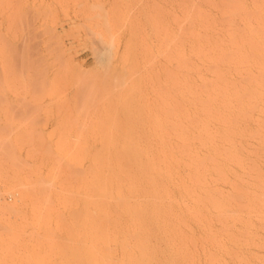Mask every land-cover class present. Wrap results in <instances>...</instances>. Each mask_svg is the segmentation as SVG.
Returning <instances> with one entry per match:
<instances>
[{
  "label": "rangeland",
  "instance_id": "rangeland-1",
  "mask_svg": "<svg viewBox=\"0 0 264 264\" xmlns=\"http://www.w3.org/2000/svg\"><path fill=\"white\" fill-rule=\"evenodd\" d=\"M203 38L212 40L205 44ZM215 39L228 54L238 46L246 52L234 54L236 61L247 58L234 64L239 70L231 55L222 58V48L216 51ZM209 44L215 47L211 52ZM191 46L214 59L221 53L222 62L205 60L207 53ZM183 54L198 63L201 78L215 84L216 72H206V66L212 70L219 61L216 70L227 71L217 77L233 81L217 84L247 91V103L235 101L231 110L237 118L241 112L246 131L241 140L264 169V0H0V207L15 206L0 208V264H110L111 251L93 254L74 241L71 208H62L58 186H70L71 171L86 167V155H78L80 162L73 151L115 149L125 134L165 139L174 132L182 118L179 92L195 99L192 89L202 81L190 60L192 70L183 69ZM182 74L187 81L193 76L195 84L188 85L193 96L186 91L194 81L183 82ZM33 182L38 184L33 194L49 201L35 213L25 194ZM60 215L64 227L56 224ZM249 219L255 232L242 250L253 264H264V227L254 215ZM211 225L219 226L216 220ZM198 259L204 264L201 253Z\"/></svg>",
  "mask_w": 264,
  "mask_h": 264
},
{
  "label": "bare ground",
  "instance_id": "bare-ground-1",
  "mask_svg": "<svg viewBox=\"0 0 264 264\" xmlns=\"http://www.w3.org/2000/svg\"><path fill=\"white\" fill-rule=\"evenodd\" d=\"M207 38H203L204 41L211 39ZM197 41L198 45L204 43L199 44ZM207 41L205 44L210 42ZM189 42L187 44L191 43ZM214 42L217 43L216 39ZM198 45L194 46L197 48ZM211 45L209 44L208 51L212 48ZM214 45L212 46L216 51L224 47H219L218 43ZM238 47L236 52L240 48ZM192 48H189L188 52L198 50ZM198 48L203 50L201 46ZM224 48L221 51H224ZM201 51L199 53L202 56L206 55L205 60L211 59L212 56L214 59V54L204 51L207 55ZM227 51H224L225 54L222 52L223 55L220 53L222 58L231 55L235 60L230 61L233 65H238V62L245 63L247 58L242 56L246 52L241 53L239 50L242 59L239 57L240 60L236 61V52L228 54L230 51ZM220 54H217V58L215 53V59L222 62ZM236 56L238 58V55ZM188 57L183 56V60H186L183 69L192 64ZM200 58L199 62L203 61ZM224 61L227 62L223 59ZM217 63L214 62L215 70L212 66L214 64L210 63L211 70L207 63L206 67L210 71L208 69L206 72L212 71V75L216 72L213 80L217 78L220 81H229L230 78H220L227 67L219 73L216 70V67L220 69ZM225 64L229 66L230 63ZM196 65L199 67L196 63L193 68L199 71V68L194 67ZM202 67L205 66L202 64ZM235 67L232 66L233 69ZM244 67L241 69L246 71ZM189 69L192 70V66L185 70ZM237 69L236 67L234 70ZM198 71L193 73L196 72L199 76ZM183 75L182 79L190 74L184 75L185 77ZM204 77L201 78L200 73L199 79L202 81L198 90L195 87H198L199 82L196 85L194 78V82L187 83L188 95L195 96L196 93V96H200L199 99L198 96L197 100L193 97L187 99V95L184 97L182 91L179 92L182 118L179 117L178 126L177 123L174 124V132L168 134L165 139L155 133L150 136L125 134L119 140L121 146H116L118 148L111 149L108 146L110 149L103 147V150H100L101 148L94 147L83 152L81 149L79 152H72L77 159L73 158L80 162L78 155H86V167L76 166L74 170L70 167L73 182L71 181L70 186L64 182L59 185L56 196L60 199L62 208H66V204L70 205V226L73 228L76 243L85 244L91 248L93 254L111 251L113 256L110 264H200L199 253L203 255L204 264H253L243 252L242 246L255 232H252L253 227L251 228V215L257 217L261 221L260 225L264 227V169L249 157L248 152L252 147L249 148L241 140L246 135L245 126L240 125L238 120L241 112H237L238 118L234 117L232 112V104L235 101L241 105L247 101V91L233 86L230 92V89L227 90L229 86H225L223 81L219 82L223 83L224 87L216 81L219 87L215 80ZM184 80L188 82L187 78L183 79V82ZM192 83L195 87L191 86ZM230 83L226 82L232 85V82ZM183 85L186 89V84ZM188 85L194 88L193 93L196 91L193 95L190 94L192 92ZM238 86L242 87V82ZM242 115L245 118L246 113ZM71 151L65 152L70 156ZM35 183L25 186L32 213L37 212L40 205L49 203L47 197L33 194L35 186L38 185ZM81 188L84 193L82 195L79 192ZM4 209L13 210L15 206L9 204ZM213 220L218 222V228L211 225ZM56 222L58 227L67 225L62 215L56 216ZM195 226L200 229V234L195 232ZM259 243L258 241V245H261Z\"/></svg>",
  "mask_w": 264,
  "mask_h": 264
},
{
  "label": "built area",
  "instance_id": "built-area-1",
  "mask_svg": "<svg viewBox=\"0 0 264 264\" xmlns=\"http://www.w3.org/2000/svg\"><path fill=\"white\" fill-rule=\"evenodd\" d=\"M1 199H2V198H1V195H0V201H1Z\"/></svg>",
  "mask_w": 264,
  "mask_h": 264
}]
</instances>
